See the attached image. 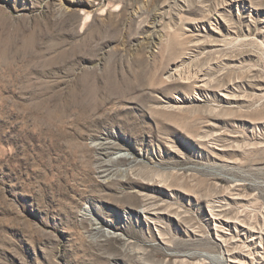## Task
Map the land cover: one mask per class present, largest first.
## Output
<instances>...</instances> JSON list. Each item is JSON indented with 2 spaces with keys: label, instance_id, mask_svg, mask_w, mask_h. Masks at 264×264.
Listing matches in <instances>:
<instances>
[{
  "label": "rangeland",
  "instance_id": "rangeland-1",
  "mask_svg": "<svg viewBox=\"0 0 264 264\" xmlns=\"http://www.w3.org/2000/svg\"><path fill=\"white\" fill-rule=\"evenodd\" d=\"M0 264H264V0H0Z\"/></svg>",
  "mask_w": 264,
  "mask_h": 264
},
{
  "label": "bare ground",
  "instance_id": "bare-ground-1",
  "mask_svg": "<svg viewBox=\"0 0 264 264\" xmlns=\"http://www.w3.org/2000/svg\"><path fill=\"white\" fill-rule=\"evenodd\" d=\"M115 236V235H114Z\"/></svg>",
  "mask_w": 264,
  "mask_h": 264
}]
</instances>
